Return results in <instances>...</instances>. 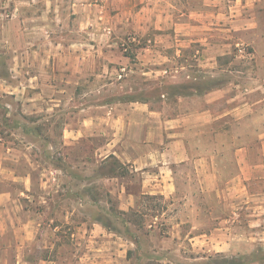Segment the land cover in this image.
Returning a JSON list of instances; mask_svg holds the SVG:
<instances>
[{
  "label": "crops",
  "instance_id": "obj_1",
  "mask_svg": "<svg viewBox=\"0 0 264 264\" xmlns=\"http://www.w3.org/2000/svg\"><path fill=\"white\" fill-rule=\"evenodd\" d=\"M66 3L69 14L76 15L73 20L57 17L45 20L44 12L41 22L35 25H25L24 17L9 19L16 41L11 43L14 52L7 75L0 74V97L10 95L19 101L23 114L41 110V115L51 120L57 112L62 113L64 121L58 139L68 148L64 157L83 158V163H87L93 152L90 149L88 154L80 146L83 140L100 136L102 143L95 153L101 161L113 157L127 165L138 176L133 186L130 185L138 194H158L170 199L172 204L181 188L196 189L198 194L215 190L213 227L194 232L191 227L187 234L200 257L209 251L230 256L255 249L264 253V66L259 63L264 61V53H254L250 59L255 63L244 65L237 63L238 56H229V64L223 69L228 72L224 82L205 88L202 93L187 85L186 91L175 94L173 101L167 93H161L158 106H153L151 99L106 95V87L115 83L116 74L120 76L119 72L126 71L122 74L126 76L132 70L128 68L129 57L120 51V41L144 38L151 43L153 40L154 44L142 47L136 54L140 67L151 68L147 61L158 51V38L144 36L147 29L173 28L174 24L167 20L164 25L157 20L151 22V2L144 0H68ZM63 6L55 4L54 11H62ZM191 17L188 10H181L180 23L175 24L182 31L183 46L187 40V43L193 41L194 29L201 26L195 25ZM192 19L203 20L200 16ZM30 26L41 29V48L32 52L25 35ZM130 34L133 36L128 37ZM35 43L40 44V38ZM205 45L196 56L198 65L220 68L218 59L222 53H212L216 46L213 42ZM185 73L187 79H197L190 72ZM91 83L98 85L96 89H89ZM6 109L9 115L12 104H6ZM223 120L230 126L232 139L240 133L244 143L229 150L205 148L204 142L209 137L203 128L213 125L214 133ZM238 125L241 127L233 134L231 128ZM24 156L27 161V151L5 144L0 137V174L9 171L10 179L22 181L28 189V174L18 172L14 164L24 161ZM9 159L10 165L5 163ZM49 172L53 173L57 190L56 178L61 169L51 165ZM113 178L119 180L118 176ZM48 181L42 179L41 186L46 187ZM120 186L127 189L124 182ZM118 194L121 198L124 195ZM190 194L181 198V205L187 209L195 206V212L205 215L201 207L207 203L205 196L195 202ZM9 195V192L0 193V208L17 206V201ZM17 219L16 215L0 216V237L8 225L17 238L31 235L36 221L30 217Z\"/></svg>",
  "mask_w": 264,
  "mask_h": 264
},
{
  "label": "rangeland",
  "instance_id": "obj_2",
  "mask_svg": "<svg viewBox=\"0 0 264 264\" xmlns=\"http://www.w3.org/2000/svg\"><path fill=\"white\" fill-rule=\"evenodd\" d=\"M67 1L0 0L1 75H7L14 52L11 43L16 41L9 19L12 16L24 17L25 25H35L41 22L44 12L45 20L55 17L73 20L76 15L69 14ZM146 1L151 2L149 6L153 9L151 22L157 20L164 25L167 20L174 27L147 29L144 36L158 38V51H154L153 58L147 61L151 68L148 65H145L146 68L140 67L136 54L143 50L142 47L154 44L153 40L151 43L144 38L139 41H130V38L120 41V51L129 57L128 68L132 67V70L126 76L122 75L126 71L119 72L122 76L116 74L115 83L106 87V95L115 94L120 98L136 100L151 99L153 106H158L161 93H167L166 96L173 101L176 100L175 94L186 91L187 85L195 86L202 93L205 88L224 82L228 72L223 69L229 64V56H238L237 63L244 65L247 62L255 63L253 58L250 59L254 53H264V0ZM55 4H64L63 10L54 11L57 8ZM181 10H188L195 25H201L200 29H194V35H191L193 41L187 43V40L184 46L182 31L175 27L176 23H180ZM211 14L214 17H210ZM198 16L203 18L202 22L192 19ZM209 18H213V21ZM25 35L30 41L28 46L31 52L41 48V29L30 26ZM38 38L40 44L35 43ZM209 41L216 45L213 54L222 53L219 55L218 69L203 68L196 60V56L206 47L205 42ZM259 63L264 66V61ZM183 65L185 68H182ZM187 71L197 79H187ZM96 86L91 83L89 89H96ZM8 103L12 104L9 115L6 112ZM18 104L19 101L10 95L0 97V137L5 144L28 152L29 163L24 156V161L14 164L18 172L28 174L29 188L26 189L22 181L10 179L9 171L0 174V193L9 192V198L17 201V206L0 208V216L7 218L16 215L19 219L30 217L36 221V228L28 238H17L8 225L7 231L0 237V264H214V260L222 262L220 255L231 257L229 253L218 255L213 251L197 257L201 253H196L187 236L191 227L192 232L209 231L213 227L215 190L200 191L198 194L196 189L181 188L177 190L172 204L170 199L158 194L155 198L138 194L132 188V182L138 176L130 172L127 165L113 157L101 161L95 153L102 143L100 136L89 137L80 146L87 149L88 154L90 149L93 152L87 163H83V158L64 157L63 153L68 148L58 139L64 121L63 114L57 112L53 120H48L41 115V110L23 114ZM52 121L55 123L51 125ZM221 123V127L217 126L220 130L214 133L213 125L203 128L209 137L204 142L205 148L229 150L244 143L240 133L236 139H232L229 124H224V120ZM240 127H232L233 134ZM256 143L255 140L254 147ZM5 163L10 165L12 160H6ZM51 165L61 169L56 178L59 183L57 190L53 184V173L49 172ZM114 176H118L119 180ZM42 179L49 180L46 187L41 186ZM123 182L127 189L120 186ZM118 192L124 194L122 198ZM191 192V200L194 198L195 202L205 196L207 203L201 206L205 215L195 212V206L187 209L181 205V198H186ZM139 228H151V232L149 237L141 235L137 246L133 243L132 234H139ZM263 255L262 251L255 249L232 257L233 263L261 264Z\"/></svg>",
  "mask_w": 264,
  "mask_h": 264
},
{
  "label": "trees",
  "instance_id": "obj_3",
  "mask_svg": "<svg viewBox=\"0 0 264 264\" xmlns=\"http://www.w3.org/2000/svg\"><path fill=\"white\" fill-rule=\"evenodd\" d=\"M144 195H146L147 197H150V198L157 197L156 195H150V194H144ZM135 213L133 212V215H136ZM150 227H152V226H150ZM150 232H151V228H148V229L139 228V234H138V232H134V234H132L133 243L138 246L139 245V237L141 235H143L145 237H149ZM149 245L151 246V243H149ZM148 254H150V253H148ZM217 254L220 255L219 253H217ZM196 256L200 257L199 255H196ZM219 257H221L222 262L218 261V260H214V264H238V263L239 264H241V263L244 264V262H237V261H235L233 263V257L232 256L231 257H225V256L220 255ZM261 263H264V255L261 258ZM204 264H210V263H204Z\"/></svg>",
  "mask_w": 264,
  "mask_h": 264
}]
</instances>
